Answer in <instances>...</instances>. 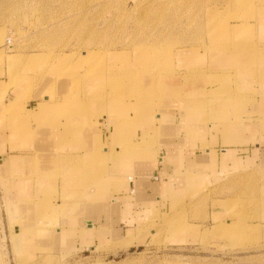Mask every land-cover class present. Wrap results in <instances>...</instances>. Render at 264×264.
<instances>
[{
    "label": "rangeland",
    "instance_id": "obj_1",
    "mask_svg": "<svg viewBox=\"0 0 264 264\" xmlns=\"http://www.w3.org/2000/svg\"><path fill=\"white\" fill-rule=\"evenodd\" d=\"M263 38L264 0H0V101L20 96L9 112L60 93L55 99L68 105L103 100L112 110L125 102L145 114L190 93L189 111L215 109L220 118V109L261 86L243 77L264 69ZM258 116L251 108L247 119L258 125ZM49 145L25 143L39 154ZM103 149L115 152L112 137ZM246 175H222L163 204L127 252L108 254L126 242L53 256L41 250L35 264H264V168Z\"/></svg>",
    "mask_w": 264,
    "mask_h": 264
},
{
    "label": "crops",
    "instance_id": "obj_2",
    "mask_svg": "<svg viewBox=\"0 0 264 264\" xmlns=\"http://www.w3.org/2000/svg\"><path fill=\"white\" fill-rule=\"evenodd\" d=\"M263 70L257 77H243L262 79L261 86L243 93L244 101L220 109V118L211 116L215 109L189 111L190 93L179 101L161 99L145 114L125 102L112 110L103 100L68 105V99L57 102L60 93L32 108L26 103L22 110L13 106L7 112L20 96L8 102L3 98L0 264H35L41 250L53 256L125 242L130 244L108 254L127 252L163 204L184 200L222 175L244 176L264 168V118L253 119L258 125L247 119L251 108L264 116ZM192 99L198 105L202 98ZM40 104L46 105L41 111ZM95 111L97 118L91 119ZM108 136L114 153H104ZM30 141L51 144L39 154L36 147L25 146ZM108 158L114 160L111 169L104 162Z\"/></svg>",
    "mask_w": 264,
    "mask_h": 264
},
{
    "label": "bare ground",
    "instance_id": "obj_3",
    "mask_svg": "<svg viewBox=\"0 0 264 264\" xmlns=\"http://www.w3.org/2000/svg\"><path fill=\"white\" fill-rule=\"evenodd\" d=\"M88 73H89V72H88ZM89 106H90V105H89ZM40 111H41V110H40ZM37 143H38V144L44 143L45 145H46V144H51V143H47V142H37ZM52 144H53V143H52ZM86 157H87V156H86ZM85 159H86V158H85ZM87 159H88V158H87ZM87 162H88V160H87ZM87 162H86V163H87ZM84 165H85V164H84ZM90 168H92V167H90Z\"/></svg>",
    "mask_w": 264,
    "mask_h": 264
},
{
    "label": "built area",
    "instance_id": "obj_4",
    "mask_svg": "<svg viewBox=\"0 0 264 264\" xmlns=\"http://www.w3.org/2000/svg\"><path fill=\"white\" fill-rule=\"evenodd\" d=\"M9 44H10L9 41H7V46H9Z\"/></svg>",
    "mask_w": 264,
    "mask_h": 264
}]
</instances>
